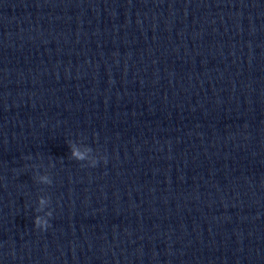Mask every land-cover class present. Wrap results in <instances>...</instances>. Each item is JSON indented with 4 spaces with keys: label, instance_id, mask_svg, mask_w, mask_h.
<instances>
[{
    "label": "clouds",
    "instance_id": "1",
    "mask_svg": "<svg viewBox=\"0 0 264 264\" xmlns=\"http://www.w3.org/2000/svg\"><path fill=\"white\" fill-rule=\"evenodd\" d=\"M73 156L76 157L77 159H84V156L82 153L77 151L76 149H73ZM41 203H44L43 200H41ZM49 217H51L52 213L48 214ZM34 225L36 228H39L41 230H46L48 227H50L49 220L48 219H42L41 217L37 216L34 219Z\"/></svg>",
    "mask_w": 264,
    "mask_h": 264
}]
</instances>
